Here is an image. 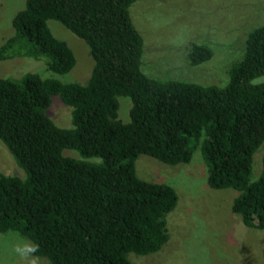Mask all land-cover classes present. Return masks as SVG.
Here are the masks:
<instances>
[{
    "label": "trees",
    "instance_id": "1",
    "mask_svg": "<svg viewBox=\"0 0 264 264\" xmlns=\"http://www.w3.org/2000/svg\"><path fill=\"white\" fill-rule=\"evenodd\" d=\"M136 1L25 0L0 45V61L44 56L48 69L66 74L77 57L54 34V19L85 40L94 61L84 83L34 72L0 77V140L27 172L0 170V234L25 236L48 264H134L130 253L157 254L169 244L167 215L179 195L138 175L142 154L176 165L200 150L208 185L236 189L233 212L264 229V24L248 34L225 85L160 81L142 69ZM212 57L204 43L188 51L193 66ZM53 95L71 107L72 127L48 114ZM120 96L132 101L129 121L119 117ZM257 156L261 173L252 180Z\"/></svg>",
    "mask_w": 264,
    "mask_h": 264
},
{
    "label": "rangeland",
    "instance_id": "2",
    "mask_svg": "<svg viewBox=\"0 0 264 264\" xmlns=\"http://www.w3.org/2000/svg\"><path fill=\"white\" fill-rule=\"evenodd\" d=\"M24 6L25 0H0V45L13 34L12 18ZM130 11L144 37L142 69L160 81L225 85L229 69L243 58L248 34L264 24V0H137ZM49 25L73 48L75 67L66 74H57L48 69L44 56H16L0 61V77L21 78L34 72L64 82L88 80L94 62L88 44L58 20H49ZM194 43L209 45L213 57L191 65L188 51ZM119 100V117L129 121L132 101L127 96ZM69 109L60 96L53 95L47 112L59 126L72 127ZM260 149L264 151L263 146ZM64 153L81 157L72 149ZM257 157L252 180L261 173L256 174L255 164H260ZM136 167L144 179L173 185L179 202L167 215L172 235L169 244L157 254L130 253L134 264H264V229L248 227L233 212V201L239 194L236 189H213L208 185L207 165L200 150L189 163L176 165L142 154ZM0 170L27 176L1 140ZM32 246L16 231L0 234V264H48V259L29 251Z\"/></svg>",
    "mask_w": 264,
    "mask_h": 264
},
{
    "label": "clouds",
    "instance_id": "3",
    "mask_svg": "<svg viewBox=\"0 0 264 264\" xmlns=\"http://www.w3.org/2000/svg\"><path fill=\"white\" fill-rule=\"evenodd\" d=\"M29 251H30V252H35V251H36V248H35V247H31V248L29 249Z\"/></svg>",
    "mask_w": 264,
    "mask_h": 264
}]
</instances>
